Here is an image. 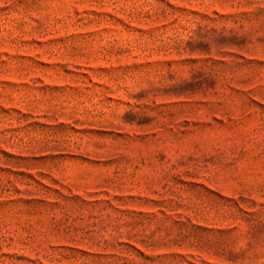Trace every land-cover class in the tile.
<instances>
[{"label": "rangeland", "instance_id": "rangeland-1", "mask_svg": "<svg viewBox=\"0 0 264 264\" xmlns=\"http://www.w3.org/2000/svg\"><path fill=\"white\" fill-rule=\"evenodd\" d=\"M0 264H264V0H0Z\"/></svg>", "mask_w": 264, "mask_h": 264}]
</instances>
